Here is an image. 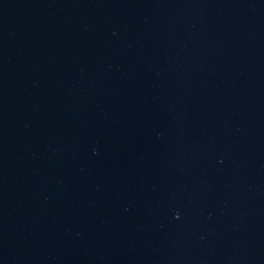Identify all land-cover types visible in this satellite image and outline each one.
Here are the masks:
<instances>
[{
  "label": "water",
  "instance_id": "obj_1",
  "mask_svg": "<svg viewBox=\"0 0 264 264\" xmlns=\"http://www.w3.org/2000/svg\"><path fill=\"white\" fill-rule=\"evenodd\" d=\"M0 264H264V0H0Z\"/></svg>",
  "mask_w": 264,
  "mask_h": 264
}]
</instances>
